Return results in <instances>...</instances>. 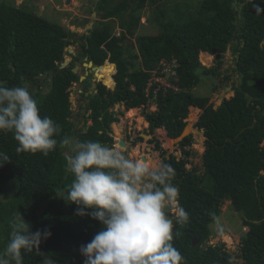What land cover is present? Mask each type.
I'll use <instances>...</instances> for the list:
<instances>
[{"label":"trees","instance_id":"trees-1","mask_svg":"<svg viewBox=\"0 0 264 264\" xmlns=\"http://www.w3.org/2000/svg\"><path fill=\"white\" fill-rule=\"evenodd\" d=\"M163 3L99 0L101 26L83 34V53L62 67L76 33L32 11L0 2V82L9 88L27 87L41 116L61 126L58 140L65 135L76 139L82 131L77 125L84 123L85 127L90 118L92 123L79 141H99L111 147L112 124L119 122L117 111L111 110L116 105L123 110L125 106L132 117L138 114L137 108L155 99L158 109L144 111L145 118L152 130L163 127L170 138L181 135L190 108H200L194 128L205 137L204 172L186 167L192 154L186 149L194 143L192 134L178 143L182 158L164 155V163L175 171L178 203L189 213L187 224L174 221L173 230L180 233L174 238V246L184 257V264H264V0H201L194 14L188 8L182 11L172 6L177 20L168 18ZM147 4H156L155 11L160 10L164 21L157 33L136 36L135 50L125 41L139 30L141 10ZM111 20L118 21L119 36L113 33ZM229 48L235 54L231 66L237 75L231 84L234 95L215 108L208 96L194 94V88L202 74L218 76L222 83L232 75L221 71L222 60L212 68L202 66L199 55H210L212 60V55H223ZM80 57L101 66L95 70L101 82L96 92L86 95L91 78L83 80V119L76 124L71 120L70 88L81 82V76L73 72ZM162 61L177 62L175 75L170 78L177 89L155 81L149 88L155 71L163 75ZM194 116L191 113L190 120ZM17 146L11 132L0 133V151L11 158L0 167V251L9 242L16 214L21 213L33 232L45 228L52 232L50 238L42 240L41 252L57 264H83L80 246L90 242L102 224L91 216L76 215L78 206L58 195L66 194L74 178L66 172V149L58 145L44 156L39 152L18 154ZM156 147L162 151L159 144ZM227 200L248 227L241 237V262L223 243L207 244L211 225ZM195 238L198 242L194 245ZM42 259L35 251L23 254L24 264H41Z\"/></svg>","mask_w":264,"mask_h":264},{"label":"clouds","instance_id":"clouds-1","mask_svg":"<svg viewBox=\"0 0 264 264\" xmlns=\"http://www.w3.org/2000/svg\"><path fill=\"white\" fill-rule=\"evenodd\" d=\"M83 58L87 67L90 61ZM8 132L18 142V154L48 156L58 145L66 149V172L74 178L66 194L58 195L78 206L76 215L91 216L102 224L91 241L80 246L83 264H184L173 243L180 233L173 229L174 221L187 224L189 213L178 203L179 188L173 183L175 171L170 164L150 166L99 141L80 142L67 135L58 140L61 126L41 116L29 89L0 82V133ZM8 162L10 156L0 151V167ZM11 228L0 264H24L23 254L33 251L43 257L41 264H57L40 251L42 240L52 235L50 229L33 232L21 213Z\"/></svg>","mask_w":264,"mask_h":264},{"label":"rangeland","instance_id":"rangeland-1","mask_svg":"<svg viewBox=\"0 0 264 264\" xmlns=\"http://www.w3.org/2000/svg\"><path fill=\"white\" fill-rule=\"evenodd\" d=\"M201 0H164L163 7L168 9V18L172 16L177 20V14L171 10L176 7L182 11L185 8L189 9L190 14L196 13L199 8V2ZM0 2H8L17 7L24 8L27 11H32L36 14L44 16L52 22H56L64 26L66 29L76 33V36L72 38L75 41L70 45L66 51L68 54L65 56V61L62 65L69 64L73 57L81 53L82 47V36L91 27L101 26L102 24V12L98 9L99 0H0ZM160 6V5H159ZM155 5H149L141 10V22L140 28L136 32V35L128 38L125 44L129 47H135L136 36L139 35H153L158 32L160 28V22L164 21V18L160 15V10H156ZM176 11H179L176 9ZM180 12V11H179ZM111 25L114 27L113 33L120 35L121 29L118 28V21L111 20ZM91 25V27H89ZM78 42L76 43V41ZM136 50V47L134 48ZM207 58H203L199 55V60L202 66L206 68H212L217 66L219 60L223 61V68L225 69V74L232 75L227 82H221L218 76H206L202 74V80L199 82L198 86L194 88V94L201 96H208L210 102L214 104L215 108L218 107L224 99H229L234 95V91L231 89V84L237 80V75L231 69L233 65L235 54L233 50L229 48L223 55H212V60H210V55ZM84 58L77 61L79 62V69L77 73L83 77H90L92 80L95 76V71L87 68L83 65ZM75 62V66L77 64ZM170 76V75H169ZM215 86H219L216 90ZM83 84L82 82L73 83L70 88V100L71 107L73 109L72 121H81L83 119V109L81 104L83 103ZM230 88V89H228ZM44 92L47 90L44 88ZM82 90V91H80ZM90 90V89H89ZM96 92V90H94ZM123 106V105H122ZM190 108V113L187 118V122L191 127V134L194 137V143L191 146H187L186 149L192 151V154L188 157V163L186 165L187 169H196L198 173L204 172L203 167V153L205 151L204 140L202 132L194 128V124L198 120V117L202 110L195 107ZM138 114L130 116L129 112L124 106V110L120 105H116L114 109L117 111L119 122L112 124V136L114 138L113 147H118L123 154H125L130 159H140L150 166H157L164 163V155L169 157L175 155L178 159L182 158V149L178 143H175L167 136L166 131L164 132L162 128H150V123L145 118V112H154L158 109L156 100L150 99L144 108H137ZM123 110L122 113H119ZM193 114L194 120H190V114ZM89 112L86 113L88 116ZM92 123L89 118L87 125L84 127V123L77 125L79 129H82L80 133L77 134V140L81 138V134L85 133L87 127ZM117 126H121L120 135L117 134ZM143 134H150L152 137H143ZM122 135V137H121ZM79 136V137H78ZM118 136V137H117ZM120 139L125 140L126 146L122 147L119 144ZM160 145L161 150L157 149V145ZM264 145V141H263ZM106 146L111 147L106 144ZM163 152V153H162ZM146 158V159H145ZM264 174V169H263ZM221 214L218 219L211 225V237L208 240V245H216L223 243L225 248L232 254V256L238 261L242 260L238 257L241 248V237L247 232L248 227L243 223V217L240 213L236 212L231 205V201L227 200L221 207ZM230 238L232 241L228 240Z\"/></svg>","mask_w":264,"mask_h":264},{"label":"water","instance_id":"water-1","mask_svg":"<svg viewBox=\"0 0 264 264\" xmlns=\"http://www.w3.org/2000/svg\"><path fill=\"white\" fill-rule=\"evenodd\" d=\"M241 8H242V5L239 6V10H240ZM67 65H68V64H67ZM85 65H86L87 67L92 68L94 71H95L96 69L100 68V67H98V66H94V65H93V62H91V61L88 62V63H85ZM64 66H65V64L62 65V67H64ZM78 69H79V62L76 64L75 68L73 69V72L77 73V70H78ZM85 78H86V77L83 76V77H81L80 80L83 81ZM97 82H100V81H99V79L97 78L96 73H95V77L92 79L91 89L89 90V92L86 93V95L92 93L93 90L96 89V87H97ZM228 89H230V88H228ZM162 129H163V127H162ZM190 134H191V127H190L189 124H187L186 127H185V129H184L183 132L181 133V135L178 136V137H176V138H171V140H173L175 143H179V142H181L185 137L189 136ZM81 135H82V134H81ZM142 136H143V137H152L150 134H143ZM78 137H79V136H78ZM119 144H120V146H122V147H125V146H126V142H125V140H123V139H120ZM197 242H198V238H195V239L193 240V244L195 245Z\"/></svg>","mask_w":264,"mask_h":264},{"label":"built area","instance_id":"built-area-1","mask_svg":"<svg viewBox=\"0 0 264 264\" xmlns=\"http://www.w3.org/2000/svg\"><path fill=\"white\" fill-rule=\"evenodd\" d=\"M160 66L162 67L160 74H163L161 76H159L157 74V71L154 72L152 79L149 82V88L151 87V85L153 84V82H158L161 85H163L166 88H175L177 89L176 86L172 85L170 78L175 75V70L174 67L177 66V62L173 61V62H166V61H162ZM170 75V76H169Z\"/></svg>","mask_w":264,"mask_h":264},{"label":"bare ground","instance_id":"bare-ground-1","mask_svg":"<svg viewBox=\"0 0 264 264\" xmlns=\"http://www.w3.org/2000/svg\"><path fill=\"white\" fill-rule=\"evenodd\" d=\"M138 110V109H137ZM116 129H117V134H119L120 135V132H121V129H122V127L121 126H117L116 127ZM163 130V129H162ZM164 131V130H163ZM165 132V131H164ZM118 137V136H117ZM121 137H122V135H121ZM146 159V158H145ZM228 240L230 241L231 239L230 238H228Z\"/></svg>","mask_w":264,"mask_h":264},{"label":"flooded vegetation","instance_id":"flooded-vegetation-1","mask_svg":"<svg viewBox=\"0 0 264 264\" xmlns=\"http://www.w3.org/2000/svg\"><path fill=\"white\" fill-rule=\"evenodd\" d=\"M77 42H78V40L76 41V43H77ZM82 42H83V41H82ZM74 44H75V43H74ZM80 49H81L80 51H81V53H82V52H83V47H81ZM81 53H80V54H81ZM82 58H83V57H80L79 60H81ZM79 60H78V61H79ZM76 62H77V61H76Z\"/></svg>","mask_w":264,"mask_h":264},{"label":"crops","instance_id":"crops-1","mask_svg":"<svg viewBox=\"0 0 264 264\" xmlns=\"http://www.w3.org/2000/svg\"><path fill=\"white\" fill-rule=\"evenodd\" d=\"M89 27H91V25H89ZM91 28H92V27H91ZM201 53L203 54V53H206V52H201ZM207 54H209V53H207Z\"/></svg>","mask_w":264,"mask_h":264}]
</instances>
